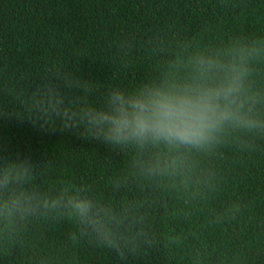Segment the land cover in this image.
Returning a JSON list of instances; mask_svg holds the SVG:
<instances>
[{"label":"trees","instance_id":"1","mask_svg":"<svg viewBox=\"0 0 264 264\" xmlns=\"http://www.w3.org/2000/svg\"><path fill=\"white\" fill-rule=\"evenodd\" d=\"M201 59L246 69L245 107L264 124V0H0V154L28 157L24 191L87 196L112 241L63 205L0 213V264H264V127L192 148L16 115L71 74L90 87L63 89L75 105L100 106L114 88L192 82Z\"/></svg>","mask_w":264,"mask_h":264},{"label":"clouds","instance_id":"2","mask_svg":"<svg viewBox=\"0 0 264 264\" xmlns=\"http://www.w3.org/2000/svg\"><path fill=\"white\" fill-rule=\"evenodd\" d=\"M200 76L192 82L171 87L145 84L134 91L118 88L107 93L100 106H76L63 89L89 92V82L73 74L62 77L63 87L40 85L16 115L47 131L73 130L83 126L94 138L115 144L163 143L173 147L203 148L217 140L226 125L262 128L246 109L243 95L246 69L231 61L201 59ZM31 172L28 157L15 159L0 154V213L8 217L63 205L101 234L109 244L108 232L94 203L79 191L65 189L48 197L20 189Z\"/></svg>","mask_w":264,"mask_h":264}]
</instances>
